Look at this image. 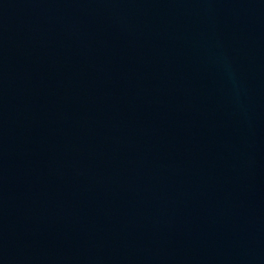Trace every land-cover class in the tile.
Returning a JSON list of instances; mask_svg holds the SVG:
<instances>
[{
  "label": "water",
  "instance_id": "obj_1",
  "mask_svg": "<svg viewBox=\"0 0 264 264\" xmlns=\"http://www.w3.org/2000/svg\"><path fill=\"white\" fill-rule=\"evenodd\" d=\"M0 264H264V0H0Z\"/></svg>",
  "mask_w": 264,
  "mask_h": 264
}]
</instances>
